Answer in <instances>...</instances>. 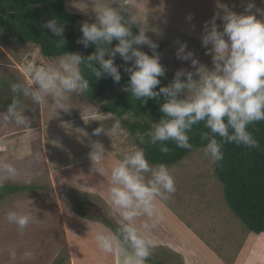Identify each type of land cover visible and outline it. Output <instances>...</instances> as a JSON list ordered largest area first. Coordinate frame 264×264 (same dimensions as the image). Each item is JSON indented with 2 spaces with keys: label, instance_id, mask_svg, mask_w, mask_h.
I'll return each mask as SVG.
<instances>
[{
  "label": "clouds",
  "instance_id": "clouds-1",
  "mask_svg": "<svg viewBox=\"0 0 264 264\" xmlns=\"http://www.w3.org/2000/svg\"><path fill=\"white\" fill-rule=\"evenodd\" d=\"M221 7L223 15L217 13L205 22L201 38L202 46L208 49L206 54L212 56L213 67L209 69L201 64L193 51H186L187 43H181L176 57L190 61L195 72L182 68L176 71L171 84L156 91L166 69L160 62L158 44L146 35L147 26L136 13L128 11L124 0H92L95 22L82 23V37L77 42L85 48L95 44V52L86 58L79 53L65 52L47 66L27 65L25 71L31 79L26 83H10L12 101L7 111L0 113V121L17 127L28 126L24 99L45 105L53 117L59 110L67 112L74 97L87 93L90 88L84 66L94 78L110 76L115 83L120 82L121 66L114 63L119 55L125 62L124 71L130 74L129 85L124 90L130 92L132 99L147 103L148 98L162 95L164 100L160 106L162 118L151 122L147 134L135 133L140 144L145 143L147 135L151 144L159 142L162 154L170 152L167 142L191 150L190 133L202 123L208 130L201 135L202 153L213 164L224 159L225 144L258 148L259 142L249 126L264 121V19L257 18V14L264 16V9L250 3L245 10L248 14H237L226 6ZM192 18L190 14L188 20ZM217 19L223 22L222 31ZM41 27L55 36H63V26L54 19ZM133 28H138V34H134ZM113 41H118L114 47ZM61 45L62 39L57 46ZM145 45L152 50V55L140 50L139 46ZM116 128L115 124L111 129L102 125L95 134L106 132L112 137ZM92 149L90 157L94 165L106 158L103 144L93 142ZM0 170L8 178L17 174L15 166L7 162L0 164ZM94 171L104 174L103 168L94 167ZM176 190V179L167 164H151L139 147L124 153L111 167L109 175L110 215L117 227L114 232H96L94 238L99 250L117 256L119 264H147L156 247L151 233L166 219L160 205L170 200ZM5 218L16 226L21 237L30 225L37 223L32 213L22 210H9ZM6 251L15 264L17 245L9 244ZM19 258L30 261L34 254L25 250Z\"/></svg>",
  "mask_w": 264,
  "mask_h": 264
},
{
  "label": "rangeland",
  "instance_id": "rangeland-1",
  "mask_svg": "<svg viewBox=\"0 0 264 264\" xmlns=\"http://www.w3.org/2000/svg\"><path fill=\"white\" fill-rule=\"evenodd\" d=\"M124 3L128 11L136 13L147 26L146 35L156 44L164 45L159 52L160 62L166 69L164 76L170 83L176 71L182 68L195 72L190 61L176 57L181 43H187L186 51H193L194 58L201 64L209 69L213 67L212 56L206 54L208 49L202 46L201 38L205 22L217 13L223 15L221 6L237 14H248L245 10L250 3L264 9V0H124ZM65 5L68 12L80 15L85 22H95L92 0H65ZM190 14L193 18L188 20ZM257 18L264 19V16L257 14ZM217 25L222 31V20L217 19ZM139 47L144 52L151 50L146 45ZM56 59L47 58L39 45L18 43L11 37L0 40V113L7 111L5 104L12 100L10 83H26L31 79V75L25 71L27 65L47 66ZM198 78L194 76V79ZM23 104L29 119L28 126L17 127L0 121V164L11 163L17 169L14 178H8L0 170V188L34 186L36 189L6 195L0 202V264H12L6 249L13 243L17 245L18 251L15 264H45L51 258V264H119V258L101 252L95 240L89 247L82 241L86 238L95 239L96 232L84 231L78 221L85 223V218L98 221L100 216L107 219L109 212L99 195L83 192L85 189L79 184H85V188H88L90 182L77 173L80 176H99V172L94 171V167H99L104 169L103 176H109L111 167L124 153L134 146L140 148L124 124L125 121H133L134 117L128 115L121 119L105 113L102 111L105 103L91 102L85 94L74 97L71 108L67 112L59 110L54 117L43 104H34L29 99H24ZM136 116L140 114L136 113ZM113 124L117 128L112 137L106 132L95 134V130L102 125L111 129ZM93 142L103 144L107 155L95 165L90 157ZM170 169L176 179L177 190L162 205L169 206L182 218H186V212L182 209L187 208L192 222L202 227H196L200 233L208 230L219 236V240L232 242L228 251L234 250V244L241 241V234L247 235L249 230L227 204L215 164L204 158L200 149ZM81 201L85 202L84 206L80 204ZM9 210L30 212L36 217L37 223L30 225L21 237L16 226L6 221L5 214ZM167 218L173 220L172 216ZM175 223L181 228L180 223ZM65 224L67 228L74 229L72 239H68L71 242L73 240V243L71 245V242L67 243V239L62 238V244H66L57 249L53 257L51 248L55 245L51 244L61 242ZM227 230L229 235L224 238ZM64 233L69 236V231L65 230ZM207 235L210 236L209 233ZM249 241V248L257 245L258 249V255L254 253L249 263L260 261L264 264V235L250 237ZM219 249L217 252L221 254L223 248ZM25 250L32 251L34 259H20L19 254ZM169 257L157 255L166 264L179 261V257ZM246 257L249 256L246 254Z\"/></svg>",
  "mask_w": 264,
  "mask_h": 264
},
{
  "label": "trees",
  "instance_id": "trees-1",
  "mask_svg": "<svg viewBox=\"0 0 264 264\" xmlns=\"http://www.w3.org/2000/svg\"><path fill=\"white\" fill-rule=\"evenodd\" d=\"M56 20L64 28L63 36L58 37L50 30L41 27L48 20ZM84 19L80 15L68 12L65 0H0V40L13 38L18 43H32L39 45L43 54L50 59L58 58L65 52L79 53L83 57L92 55L96 50L95 44L85 48L77 41L82 37L80 31ZM134 34H138V28H133ZM63 45L57 46L60 40ZM118 41H113V47ZM164 47L158 44L157 51ZM145 53L152 55V50ZM108 58V57H106ZM114 63L120 67L121 80L115 83L110 76L94 78L91 71L84 66V75L89 79L90 88L85 93L91 102L105 103L102 111L113 114L123 119L125 116H133V121H125V126L144 150L146 158L151 164L165 163L173 167L187 156L203 148L201 135L208 131L203 124L193 127L190 133L191 150L178 148L172 142H167L170 152L162 154L160 145L151 144L147 135L145 143L140 144L135 138V133L140 131L147 134L151 122H158L163 113L160 106L164 102L160 98H148L147 103L132 99L130 92L124 89L128 87L130 74L124 71V61L117 55ZM129 62L128 66H131ZM99 67V65H96ZM161 84L155 89L171 84L165 76L161 77ZM0 85V89H1ZM12 100L5 104L8 107ZM139 113L140 116H136ZM249 131L258 140V148H245L235 144H225L224 159L215 164V172L219 181L223 184L224 195L227 204L235 215L245 224L247 229L256 235H264V121L255 122L249 126ZM34 190L36 187H10L0 188V202L9 194L23 190ZM110 228H115L110 225ZM263 233V234H262ZM154 264H161L153 261Z\"/></svg>",
  "mask_w": 264,
  "mask_h": 264
},
{
  "label": "crops",
  "instance_id": "crops-1",
  "mask_svg": "<svg viewBox=\"0 0 264 264\" xmlns=\"http://www.w3.org/2000/svg\"><path fill=\"white\" fill-rule=\"evenodd\" d=\"M97 174L99 176L90 177L91 175L83 176L81 174L82 176H80L77 173L79 177L88 179L91 184V186L90 184H88L89 185L88 188H85L86 186L85 184H84L85 186L82 184L79 185L85 189V191L81 189L83 192L93 195L97 194L100 196L101 200L105 203V206L109 212L108 218L106 219L103 216H100L97 218L98 221L91 218L89 219L85 218L84 219L85 223H81L80 221L76 220L78 221L79 226H83L82 228H84V231L97 232V231L111 230L109 224L112 225L115 229L117 227L115 218H113L110 215V205L108 199L109 176L106 175L103 176L100 173ZM80 204L84 206L85 202L81 201ZM160 206L164 211L166 219L151 233V238L154 240L156 247L153 249V254L151 258L148 260L147 264H154L153 261L161 264H166L160 260L161 258L159 259L157 258L158 254L170 255L169 258L179 257V261L175 262L174 264H250L249 262L251 261L250 260L251 256H253L254 253L258 255V249H256L257 245H254L253 247L249 248V243H250L249 238L257 236L256 234L251 233L250 231H248V233L245 232L247 233V235H245L244 233L241 234L240 243L234 244L233 247L234 250L229 252L228 250L231 248L233 243L228 242L226 240L225 241L219 240V236L212 234L210 231L208 232V230L205 233H200L199 229H197L196 227H199L201 229L202 227L198 223L192 222V216L190 215V212L188 211L187 208L185 210L184 209L182 210L186 212V218L190 220L189 222L186 220V218H182L179 213H177L169 206L166 205L163 206L162 204ZM194 209L195 208H193V211ZM75 215L77 216V214ZM167 216H172L173 220L168 219ZM110 219L111 221H108ZM175 221L181 224V228L175 223ZM65 230L66 232L69 231V236L65 235L64 233ZM65 230L63 231V237H61L60 239L61 242L60 243L56 242L54 244H51V245H55L53 248H51L52 254L54 253L53 257L58 251L57 249L61 248L63 245L66 244V242L65 244H62L63 242L62 238L64 240L67 239V243L71 242L68 239L69 238L72 239L71 233L74 229L73 228L70 229V227L67 228V224H65ZM216 231H217V227H216ZM208 233L210 234V236L207 235ZM228 235L229 234L227 230V233L225 234L224 238H226V236ZM94 240L95 239L86 238L85 240L82 241L85 242L84 245L89 247ZM72 243L73 240L71 242V245ZM160 247H167L169 249H165V248L162 249ZM219 247L223 248L221 254L217 252V250L220 251ZM194 248L196 249V251ZM192 250L195 251V254L193 253ZM227 252L231 253V255L229 256ZM246 254L249 257L245 258ZM51 260H53V258L45 262V264H51L50 263ZM254 264H261V262L260 261L254 262Z\"/></svg>",
  "mask_w": 264,
  "mask_h": 264
}]
</instances>
